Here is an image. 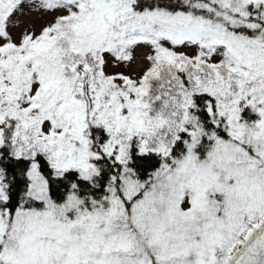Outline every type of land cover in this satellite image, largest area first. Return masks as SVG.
<instances>
[{"label": "snow or ice", "instance_id": "obj_1", "mask_svg": "<svg viewBox=\"0 0 264 264\" xmlns=\"http://www.w3.org/2000/svg\"><path fill=\"white\" fill-rule=\"evenodd\" d=\"M0 264H264V0H0Z\"/></svg>", "mask_w": 264, "mask_h": 264}]
</instances>
